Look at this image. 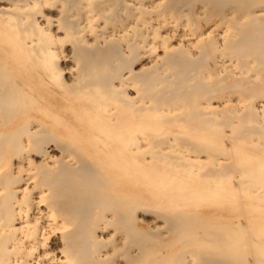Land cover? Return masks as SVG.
I'll use <instances>...</instances> for the list:
<instances>
[{
	"label": "bare ground",
	"instance_id": "bare-ground-1",
	"mask_svg": "<svg viewBox=\"0 0 264 264\" xmlns=\"http://www.w3.org/2000/svg\"><path fill=\"white\" fill-rule=\"evenodd\" d=\"M194 261L264 264V0H0V264Z\"/></svg>",
	"mask_w": 264,
	"mask_h": 264
},
{
	"label": "rangeland",
	"instance_id": "rangeland-1",
	"mask_svg": "<svg viewBox=\"0 0 264 264\" xmlns=\"http://www.w3.org/2000/svg\"><path fill=\"white\" fill-rule=\"evenodd\" d=\"M140 185V184H139ZM203 203H202V205H204V206H207L208 207V205H206V203L208 204L209 203V201L207 202V201H202ZM206 202V203H205ZM210 205V204H209ZM201 207H203V206H201ZM208 216L207 215H205L204 213H198V214H194V223H196V224H201V223H203V222H209V223H211V224H214L215 225V223H219V220L217 219V218H214V219H212V218H207ZM204 219V220H203ZM163 228V229H162ZM160 229H162L163 231L165 230L164 229V226L162 225L161 227H160ZM160 231L161 230H158V233L157 234H154V237H156V240L158 241V240H161V235L159 234L160 233ZM166 231V230H165ZM162 232V231H161ZM148 234H145V233H142V236H144V237H146ZM148 237V236H147ZM153 239H155V238H153ZM155 242V241H154ZM194 263H197V262H195L194 261ZM198 264V263H197Z\"/></svg>",
	"mask_w": 264,
	"mask_h": 264
}]
</instances>
